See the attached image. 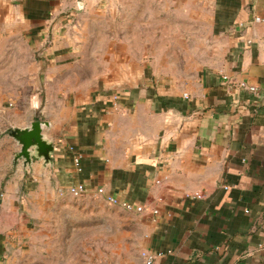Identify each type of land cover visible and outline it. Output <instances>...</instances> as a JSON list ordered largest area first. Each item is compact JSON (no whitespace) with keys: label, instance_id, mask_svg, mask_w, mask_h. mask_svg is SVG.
I'll use <instances>...</instances> for the list:
<instances>
[{"label":"crops","instance_id":"1","mask_svg":"<svg viewBox=\"0 0 264 264\" xmlns=\"http://www.w3.org/2000/svg\"><path fill=\"white\" fill-rule=\"evenodd\" d=\"M88 1L113 0L0 6L11 29L20 26L44 52L50 32L58 35L69 19L67 8ZM163 1L200 7L205 16L194 80L181 90L161 83L120 91L121 110L112 109L113 92L97 93L56 126H43L52 128L54 149L49 161L31 165L59 187L46 191L58 200L72 198L61 189L82 183L143 206L127 212L137 252L120 264H141L142 251L155 255L152 264H264V23L253 19L264 18V0Z\"/></svg>","mask_w":264,"mask_h":264},{"label":"rangeland","instance_id":"2","mask_svg":"<svg viewBox=\"0 0 264 264\" xmlns=\"http://www.w3.org/2000/svg\"><path fill=\"white\" fill-rule=\"evenodd\" d=\"M0 10V264L127 261L137 252L127 211L97 196H50L59 187L33 169L34 148L29 163L16 158L21 145L11 133L35 120L56 126L97 93L187 88L203 66L201 8L163 0L75 3L44 52Z\"/></svg>","mask_w":264,"mask_h":264},{"label":"built area","instance_id":"3","mask_svg":"<svg viewBox=\"0 0 264 264\" xmlns=\"http://www.w3.org/2000/svg\"><path fill=\"white\" fill-rule=\"evenodd\" d=\"M253 19L255 22L264 23V18H261L260 16H254ZM224 78L225 80L229 81V79L226 76H224ZM235 84L238 88H241L243 90H247L249 92L256 91V86L248 84L245 81H236ZM118 99H119L118 93H113L111 97V103H112L113 110H121V107L118 104ZM72 161H73L75 170L77 172H80L81 171V154L77 151H74L73 156H72ZM60 191L61 193L65 192V193L70 194L72 197H77V198L84 197L87 195L97 196L99 198H102L109 205L119 206L127 212L140 213L144 210L142 205L134 204L126 200H121L112 194H107L103 186L90 188L86 186L85 184L77 183V184L69 185L68 187H66L65 189H61ZM195 197H201V195L197 193L195 194ZM156 211L157 210H154V212ZM154 258H155V255L153 253H150L148 251L141 252V259H142L141 264H152L154 261Z\"/></svg>","mask_w":264,"mask_h":264},{"label":"water","instance_id":"4","mask_svg":"<svg viewBox=\"0 0 264 264\" xmlns=\"http://www.w3.org/2000/svg\"><path fill=\"white\" fill-rule=\"evenodd\" d=\"M43 125L48 127L49 123L35 120L30 123V126L12 130V136L21 145L16 158L22 157L25 163H29L33 155L32 148H34L36 157L44 159L45 162L50 160L54 145L44 138Z\"/></svg>","mask_w":264,"mask_h":264},{"label":"bare ground","instance_id":"5","mask_svg":"<svg viewBox=\"0 0 264 264\" xmlns=\"http://www.w3.org/2000/svg\"><path fill=\"white\" fill-rule=\"evenodd\" d=\"M44 126V125H43Z\"/></svg>","mask_w":264,"mask_h":264}]
</instances>
